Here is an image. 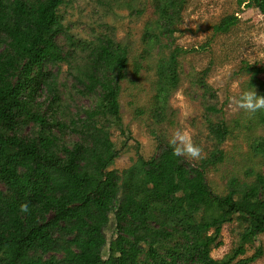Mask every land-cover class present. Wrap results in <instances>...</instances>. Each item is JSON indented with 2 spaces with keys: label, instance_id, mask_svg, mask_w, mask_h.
<instances>
[{
  "label": "trees",
  "instance_id": "obj_1",
  "mask_svg": "<svg viewBox=\"0 0 264 264\" xmlns=\"http://www.w3.org/2000/svg\"><path fill=\"white\" fill-rule=\"evenodd\" d=\"M185 1L154 0L161 35L181 18ZM63 3L0 0V264H232L245 254L246 243L264 233V173L249 170L250 180L233 176L220 195L210 188L207 173L225 152L217 148L195 167L174 155L171 144H161L149 160L138 155L121 174L110 170L122 153L110 126L127 132L119 99L129 54L105 35L87 44L89 68L86 82L80 80L97 93L96 103L70 125L80 140L71 147L60 144L54 128L65 131L67 124L58 113L49 119L35 98L46 92L49 110L61 105L57 76L47 68L67 59L57 42ZM239 4L264 14V0ZM237 20L226 17L215 30L228 31ZM178 52L158 68L157 99L179 83ZM258 120L264 122V110ZM30 123L34 134L23 135V125ZM211 128L219 146L230 129L225 122ZM251 149L264 160V136ZM233 221L241 228L240 245L232 257L215 260L211 252L222 246L223 226ZM111 225L116 238L108 241Z\"/></svg>",
  "mask_w": 264,
  "mask_h": 264
},
{
  "label": "rangeland",
  "instance_id": "obj_2",
  "mask_svg": "<svg viewBox=\"0 0 264 264\" xmlns=\"http://www.w3.org/2000/svg\"><path fill=\"white\" fill-rule=\"evenodd\" d=\"M232 15L238 20L228 31L215 30ZM59 17L63 32L57 42L67 59L47 69L57 76L61 105L49 110L46 92L35 99L48 110L49 119L53 112L58 113L67 124L65 131L54 128L61 145L71 147L80 140L71 124L96 103L97 93H89L80 80L86 82L84 75L89 68L87 44L105 35L124 45L129 54L119 99L127 132L122 133L117 125L110 126L111 140L122 151L110 170L121 174L138 155L147 160L157 156L161 144H171L173 134L180 131L202 150L195 158L181 155L195 167L215 149L225 152L223 162L207 173L215 193L225 194L233 176L250 180L245 177L247 171L264 173V160L251 149L253 140L264 136V122L258 120L261 110H248L238 103L245 91L255 90L259 95L264 89V70L255 74L256 68L264 69V14L258 9L240 6L239 0H186L181 18L175 19L171 32L163 35L155 23L154 0H64ZM152 28L156 33L149 37ZM176 49L179 83L166 97L161 92L157 99L162 75L158 68ZM222 122L230 133L218 146L211 127ZM35 129L30 123L23 125L21 132L28 136ZM240 231L236 221L225 224L223 244L212 250L211 257L218 261L232 257L240 245ZM107 238H116L115 225L109 227ZM245 248V254L235 257L232 264L254 255L256 259L249 264H264V233L246 243Z\"/></svg>",
  "mask_w": 264,
  "mask_h": 264
},
{
  "label": "clouds",
  "instance_id": "obj_3",
  "mask_svg": "<svg viewBox=\"0 0 264 264\" xmlns=\"http://www.w3.org/2000/svg\"><path fill=\"white\" fill-rule=\"evenodd\" d=\"M240 107L256 111L264 110V95H258L255 90L245 91L238 101ZM179 141V143H177ZM171 144L174 145L173 154L182 155L187 154L191 157H199L201 154V148L198 145H194L187 138V134L177 131L173 134ZM21 211L27 212L28 205H21Z\"/></svg>",
  "mask_w": 264,
  "mask_h": 264
}]
</instances>
